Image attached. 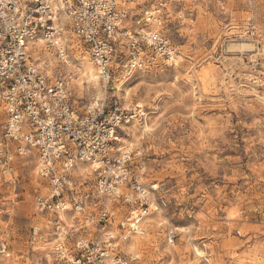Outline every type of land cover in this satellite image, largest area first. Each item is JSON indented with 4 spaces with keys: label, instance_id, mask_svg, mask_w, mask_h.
<instances>
[{
    "label": "rangeland",
    "instance_id": "rangeland-1",
    "mask_svg": "<svg viewBox=\"0 0 264 264\" xmlns=\"http://www.w3.org/2000/svg\"><path fill=\"white\" fill-rule=\"evenodd\" d=\"M161 1L170 13L159 29L179 50L172 62L106 85L64 17L70 64L56 51L49 52L55 63L45 52L39 58L54 77L66 74L79 113L97 100L124 112L119 146L131 151L149 191L159 188L135 234L137 249L129 248L133 235L122 245L133 264H264V0ZM235 42L254 51H231ZM84 63L98 85L83 77ZM37 156L19 160L15 183L0 175V210L10 212L0 214V237L8 233L11 252L0 264H46L54 245L34 200L42 185ZM77 170L92 179L89 167ZM36 225L43 237L32 244Z\"/></svg>",
    "mask_w": 264,
    "mask_h": 264
},
{
    "label": "built area",
    "instance_id": "built-area-1",
    "mask_svg": "<svg viewBox=\"0 0 264 264\" xmlns=\"http://www.w3.org/2000/svg\"><path fill=\"white\" fill-rule=\"evenodd\" d=\"M167 5L159 0H0V110L5 116L0 175L15 183L19 160L37 153L42 185L35 205L55 237L46 264H133L122 245L143 231L159 188L149 191L132 169L130 154L119 146L124 112L97 100L79 113L70 101L66 74L54 77L40 66L36 50L56 51L68 64L66 50L61 51L63 13L100 78L129 79L178 56L177 45L159 29L170 13ZM80 164L91 165L92 179L77 170ZM0 214L10 215L8 207ZM42 233L39 225L32 227V244ZM9 257L3 232L0 263Z\"/></svg>",
    "mask_w": 264,
    "mask_h": 264
},
{
    "label": "bare ground",
    "instance_id": "bare-ground-1",
    "mask_svg": "<svg viewBox=\"0 0 264 264\" xmlns=\"http://www.w3.org/2000/svg\"><path fill=\"white\" fill-rule=\"evenodd\" d=\"M56 5V4H55ZM62 17H64V19L65 20H67V17L63 14V13H60V19H61V22H63V19H62ZM62 38L63 37H61V40H62ZM64 38H65V34H64ZM39 44H42V42H40ZM64 50H65V48L64 47H61V51L62 52H64ZM230 50L231 51H242V52H244V51H249V52H252V51H254V47H253V44H251V43H243V44H238V43H232L231 45H230ZM41 52H45L44 53V55H45V57H46V59H48L47 61H49V63H55V61L53 60V58L55 59V56L52 58V56L50 55V51H48V50H46V49H44V47H41V46H39V48L36 50V54H37V56L39 55H41ZM53 53V52H52ZM65 54V53H64ZM38 56V57H39ZM178 57V56H177ZM44 60V59H43ZM56 60H57V58H56ZM175 60V58L172 60V61H174ZM171 61V62H172ZM45 63H46V61H44ZM43 62V63H44ZM43 63H41V61H40V66H43V67H45L44 65H43ZM86 63V62H85ZM84 63V70H83V77L87 80V83L89 84V85H93V84H95V85H98V78H99V76L97 75V73L95 72V70L93 69L94 67H92L93 65H89V64H85ZM68 64H70V60H68ZM99 74V73H98ZM82 77V78H83ZM102 80V79H101ZM103 81V80H102ZM80 82V81H79ZM82 82V81H81ZM106 85H107V81H103ZM122 86V85H121ZM140 105V104H139ZM143 107V106H142ZM144 115V114H143ZM128 152H131L130 150H127L126 151V153L128 154ZM81 165H87L88 167H89V171H87V172H91L92 171V167H91V165H89V164H80L79 165V168L82 170V171H86V169H88V167L87 168H85V166H81ZM153 187H155V185L153 186ZM143 232L142 231H140L139 233H137V234H142ZM51 244H53V242H50ZM138 241H137V235H135V234H133V237H132V241H131V244L129 245V248H130V250H136L137 249V247H138ZM200 251L198 250L197 251V254L198 255H200Z\"/></svg>",
    "mask_w": 264,
    "mask_h": 264
},
{
    "label": "snow or ice",
    "instance_id": "snow-or-ice-1",
    "mask_svg": "<svg viewBox=\"0 0 264 264\" xmlns=\"http://www.w3.org/2000/svg\"><path fill=\"white\" fill-rule=\"evenodd\" d=\"M148 131H149V132H151V131H152V129H151V128H149V129H148ZM97 167H98V165H97ZM200 255H202V253H200Z\"/></svg>",
    "mask_w": 264,
    "mask_h": 264
}]
</instances>
